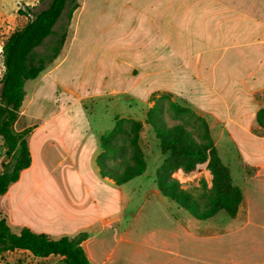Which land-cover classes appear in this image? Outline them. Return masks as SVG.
I'll return each instance as SVG.
<instances>
[{"label": "crops", "instance_id": "crops-1", "mask_svg": "<svg viewBox=\"0 0 264 264\" xmlns=\"http://www.w3.org/2000/svg\"><path fill=\"white\" fill-rule=\"evenodd\" d=\"M146 1L153 3L148 14L128 13L113 30L117 37L131 31L132 42L147 50L149 60L162 54L164 68H151L154 62L149 61L148 83L136 86L134 93L156 94L153 81L159 71L164 74L166 91L220 120L224 115L231 118L226 141L243 146L245 158L257 160L254 153L264 148V136L251 128L263 108L250 98L264 90V19L254 21L243 6L254 1L262 9L263 0ZM161 2L164 9L158 10L155 6ZM86 125L78 133L76 123L54 118L31 127L32 163L0 196V219L14 233L29 228L52 239L85 233L82 246L92 264H264V185L251 190L241 187L244 198L234 217L241 224L235 228L211 233L189 231L181 225L179 232L138 236L120 215L125 206L124 187L134 179L117 185L101 176L96 160L102 153L104 132L95 133L89 122ZM49 193L56 197L52 208L57 215L45 219L40 209L48 199L39 194ZM147 195L164 206L173 202L155 181ZM17 263L65 264L61 256L38 258L25 250L5 252L0 260V264Z\"/></svg>", "mask_w": 264, "mask_h": 264}, {"label": "rangeland", "instance_id": "rangeland-1", "mask_svg": "<svg viewBox=\"0 0 264 264\" xmlns=\"http://www.w3.org/2000/svg\"><path fill=\"white\" fill-rule=\"evenodd\" d=\"M79 3L81 7L70 24L63 50L57 60L48 66L46 72L51 71L50 74L46 78H43V74L38 79L26 83V96L14 125L15 130L17 132L32 130L31 127L44 119L57 118L59 121L76 123L75 130L78 133L84 132L89 122L95 129V133L104 132L102 137L115 128L118 120L132 119L141 122L143 127L139 145L144 154L147 169L142 176L135 178L124 187L125 206L120 214L124 224L132 225L135 233L141 237L154 232L159 234L172 230L179 232L181 225L189 231L211 233L239 226L241 220L230 217L224 211L211 219L198 220L175 201H168L169 205L164 206L157 200H148L147 192L154 181L159 186L164 180H173L179 189L191 193L203 204L205 198L202 195L212 189L214 176L208 166V160L198 163L192 171L179 168L169 170L167 174L162 173L160 168L167 156L162 153L161 142L147 114L152 108L153 117L158 125L183 126L189 138L198 144L205 142V127L202 122L206 123L218 156L230 172L231 183L239 188L247 186L251 190L254 185H264V148H259L254 153L257 160L245 158L243 146L235 147L226 141L227 132L232 124L231 118L224 115L220 120L211 113L199 111L186 98L166 91L164 74H160L159 71L155 77L156 81H153L154 89L157 90L156 94L140 96L134 93L136 86L148 83L145 79L149 76L146 74L150 71L149 61L154 62L151 68L157 70L164 68L160 61L162 54L159 53L154 59L149 60L147 50L144 47L137 48L132 42L131 31L121 33L117 37L113 30L117 22L128 13L130 15L141 12L148 14L153 8L150 6L152 2L79 0ZM161 3L155 6L158 10L164 9V4ZM261 3L262 9H258L254 1L248 2L247 7L243 6V12L246 8V15L258 22L264 19V0ZM44 6L40 4V0H0V79L4 72L3 43L13 31L22 27L30 18L19 14V10L27 12V8L31 7L37 11ZM64 24L67 25L66 15L59 22V26ZM76 35H78L77 38ZM47 46L48 43L40 47L39 51L46 52ZM138 54L146 55L147 58L140 57ZM253 97L250 100L254 103L256 100L258 106L264 109V90L260 91L256 98ZM27 103L29 105H26ZM173 103L189 108L193 113H178L172 108ZM196 117H200L202 122ZM262 120L264 122V114ZM124 127L129 128L130 125L124 123ZM251 131L258 136H264V125L260 124L258 115ZM115 142L125 147V154L117 156L113 163L115 168L122 169L129 159L128 138L120 135ZM3 147L0 146V171L2 162L8 161ZM39 195L48 199L43 209H40L43 217L45 219L56 217L57 211L52 208V202L56 199L55 195L52 193Z\"/></svg>", "mask_w": 264, "mask_h": 264}, {"label": "trees", "instance_id": "trees-1", "mask_svg": "<svg viewBox=\"0 0 264 264\" xmlns=\"http://www.w3.org/2000/svg\"><path fill=\"white\" fill-rule=\"evenodd\" d=\"M40 4L45 6L37 11L31 7L27 8V12L19 10V14L30 18L22 27L13 31L2 46L4 72L0 79V138L8 161L2 162L0 196L7 193L10 186L20 179L22 171L29 168L32 163L28 144L31 129L17 132L14 128L24 104L26 83L42 76L48 66L60 56L74 12L80 7L79 0H40ZM64 15L67 16V25L59 26ZM47 43V51L41 53L39 48ZM172 108L178 113H193L189 108L175 103L172 104ZM152 110V108L149 110L147 118L154 125L163 155L167 156L160 168L161 172L167 174L169 170L179 168L192 171L198 163L208 160V166L214 176L212 189L202 195L205 198L203 204L191 193L179 189L173 180H164L159 185L160 192L197 219H208L222 211L232 218L236 217L244 198L243 191L231 183L230 172L218 156L209 136L207 124L202 122L200 117H196L205 127V142L198 144L189 138L181 125L176 127L158 125ZM263 114L264 109L258 113L262 126ZM124 123H128L130 127L125 128ZM142 127L141 122L121 119L109 134L101 137L102 153L97 157L96 163L103 178L123 185L146 172L145 157L139 145ZM120 135L126 136L129 144V159L122 169L113 166L117 156L125 154V147L115 142ZM85 238L86 234L81 233L76 237L52 239L45 233H36L29 228L14 233L7 221L2 218L0 260L5 252L25 250L38 258L61 256L65 264H92L82 246Z\"/></svg>", "mask_w": 264, "mask_h": 264}]
</instances>
